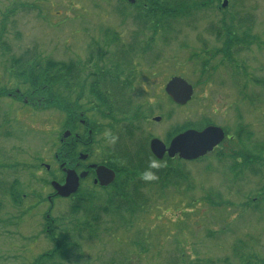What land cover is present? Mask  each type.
I'll list each match as a JSON object with an SVG mask.
<instances>
[{
  "label": "rangeland",
  "instance_id": "374dc122",
  "mask_svg": "<svg viewBox=\"0 0 264 264\" xmlns=\"http://www.w3.org/2000/svg\"><path fill=\"white\" fill-rule=\"evenodd\" d=\"M227 1L225 9L219 10L222 0H216L210 8H201L194 19L176 25L175 31L164 35L166 42L157 40L148 58L140 54L141 49L137 51L134 67L143 74L138 73L136 95L152 115L142 124L144 132L129 140L117 138L114 131H121V124L113 122L116 130H111L110 121L91 111L90 73L112 66L124 46L132 43L138 29L132 18L136 8H129L124 0H0V264H36L53 249L44 233L47 221L57 219L61 230L67 222L72 230L74 222L72 200L53 197L51 187L56 174L54 154L61 148L62 135L73 132L69 128L73 123L65 112L46 107L47 99L40 92L33 93L35 102L26 98L34 91L12 69L22 57L37 58L34 63L38 64L52 60L84 66L94 58L93 69L84 67L82 80L74 83L71 94L63 87L51 93H62V89L72 104L83 94L79 113L84 112L88 124L107 125L92 134L97 159L109 152L108 146L119 144L136 165L135 151L146 136L167 144L169 133L185 124L199 126L207 121L231 135L243 126L245 133L242 151L246 157L239 160L242 166L235 161L237 171L232 172L234 161L228 156L238 152V139L225 142L203 161L153 163L165 174L169 168L182 173L187 181L173 173L168 180L178 181L177 185H137L141 198L135 199L136 206L142 207L136 214L125 212L122 219L103 214L97 236L77 232L72 258H58V264H264V159L255 151L264 144V0ZM121 9L125 14H120ZM234 15L236 21L251 17L249 47H232L231 60L222 53L211 58L227 45L224 36L218 39L210 30L211 25L223 24L225 16L224 23L229 24ZM194 54L199 58H193ZM156 55L158 60L151 59ZM204 63L209 68L206 75ZM179 76L194 87L193 100L183 108L172 105L164 94L166 84ZM17 91L16 100L8 98V93ZM155 117H161V122H154ZM78 125L76 131L83 134ZM87 137L85 132L83 138ZM220 154L226 158L218 160ZM15 181L24 197L21 205L5 194ZM93 190L98 209L106 202V192ZM240 243L236 257L235 246Z\"/></svg>",
  "mask_w": 264,
  "mask_h": 264
},
{
  "label": "trees",
  "instance_id": "16d2710c",
  "mask_svg": "<svg viewBox=\"0 0 264 264\" xmlns=\"http://www.w3.org/2000/svg\"><path fill=\"white\" fill-rule=\"evenodd\" d=\"M124 1L125 4H128L129 8H136L137 12L132 18L138 26V29L133 35L132 43L124 46V49L120 51L117 60L114 62L112 61V66H106L102 69L99 68L97 71L90 73V77L92 78L90 92L92 102L90 104L93 106L91 111L96 112L97 116L102 118V120L111 122L109 126L111 130H116L115 127L112 128V126H114L113 122L121 124V131L120 128L117 129V131H114L119 132V139L127 138L133 140L144 132L142 124L150 115H152L151 110L146 112V110H148V107L146 106L147 104H141L138 102V97L136 95L135 82L139 76L138 73L143 74V71L137 72L134 67V59L138 53L137 51L141 49L140 54L145 58H148L150 56L149 52L154 50L158 39L166 42L167 39L164 35L167 36L168 33L175 31L176 25H183L181 23H186L189 19H194V16L201 8H210L212 3L216 0H136L135 5H130L127 0ZM217 1L221 2V0ZM225 17L221 20L223 21V24H218V26H216L218 28L214 25H211L212 27H210V30L215 33L218 39H221L222 36H224L225 42L227 43L224 49H219L214 54H211V58L222 53L221 55L225 60H231L233 58V55H231L232 47L236 45L237 48L246 45L249 47L252 20L251 17L248 16L241 17L236 21V16L234 15L230 17L229 24H226L224 23L226 21ZM242 29L245 30V33L241 31ZM237 31L243 33L238 34ZM159 57L160 55H156L151 57V59L158 60ZM193 58L197 59L198 55L194 54ZM36 59L37 58L29 59L22 57V59L16 61L14 66H12V69H17V72L14 73L23 80V83L25 82V84L29 85H25L26 88L28 86V88L34 91L33 93L40 92L41 95L45 96V99H47L46 107H53L54 109L65 112L70 116V121L72 120L73 123V121L77 120V115L79 114L78 110L82 109L80 103L84 100V95L82 94L76 97V104L70 103L66 97L69 96L67 94H71V91L76 89L74 83L82 80L81 76L83 69H86L84 67H92L93 61L89 59L84 66L81 62L66 65L63 63H55L52 60H47L46 63L41 62L38 64L34 63ZM202 68L204 75L208 74L209 68L207 63H204ZM58 87H63L67 94L60 89L62 93L58 91L56 95H52L51 92ZM29 92L31 91L29 90ZM241 94L245 100L248 99V95L244 94L243 91H241ZM166 98L168 99V97ZM168 101L172 104L170 99H168ZM91 123L95 125V127L92 125L90 126L91 128L93 127V134L95 131L99 132L107 127V125L104 123L101 124L99 121H96L95 123L90 122V124ZM208 123L209 122L206 121L205 124L199 126L203 128L208 125ZM194 127L193 124L179 126L169 133V137L172 138L183 130ZM69 128L73 133L76 132L73 125ZM243 130L242 126L237 133V139L240 143V148L237 152L238 154L233 151L228 156L234 161L232 172L237 171L235 161H238L237 167L242 166V162H239V160H245L244 157H246L242 151L244 146L243 136H245ZM151 138V135L146 136V138H144V144H138L135 151L137 158L136 165L131 163V167L126 168L125 170L122 167L117 168L121 173H128L129 182L126 185L127 187L119 184L117 189L113 191L106 205L97 209L94 206V199L96 196H94L93 193L86 194V192H80L76 195V200L73 201L70 206V216L74 219L72 230L69 227V222L62 224L63 229L61 230L59 229L57 219L47 221L44 233L53 244V249L51 252L44 254L36 264H58L56 260L58 258L65 259V257L67 260H70L72 258V240L76 233H86L89 238L96 237L97 227L101 223V216L103 214L117 215L121 219L124 218L123 214L125 212L130 216H134L136 211L142 207L139 205L136 206L135 200L141 198L139 196L140 187H136L138 184L136 183V178L138 176L141 175L145 178L146 175H151L154 177L151 179L145 178L143 184L147 186H153L159 183L162 185V188H165L167 185H177L176 183H179L178 181L170 182V180H168L171 174H178L177 172H173L171 168H169L168 173L165 174L161 169H157V167L150 168L151 165L149 166L147 164L149 161H156L147 146V143ZM248 139H251V134H249ZM145 145L147 148L143 150ZM119 147L121 146L119 145ZM121 149L123 148L121 147ZM255 151L258 153L257 157L262 161L264 159V156L262 157V155H264V144L258 146ZM75 156L76 153H73L69 157L74 159ZM225 158V154L217 155L218 160H223ZM172 163V160H167L168 165L171 166ZM178 178L182 182L187 181V177L182 173L178 174ZM131 182H134L135 186L133 185L132 187ZM166 182L168 184H166ZM143 184H140L139 186H142ZM128 186L136 188L130 190L131 188L129 189ZM261 190L264 194V186H262ZM137 192L139 193L136 194ZM5 194L10 198L13 204H22L23 196L19 191L18 181H15L8 190L6 189ZM144 205L147 204L144 203L143 206ZM242 245L243 243H240L235 246L234 253L236 257L240 254ZM249 264H251L250 261Z\"/></svg>",
  "mask_w": 264,
  "mask_h": 264
},
{
  "label": "water",
  "instance_id": "95a60500",
  "mask_svg": "<svg viewBox=\"0 0 264 264\" xmlns=\"http://www.w3.org/2000/svg\"><path fill=\"white\" fill-rule=\"evenodd\" d=\"M134 2V0H129ZM228 6V1L223 2L222 8ZM166 94L178 106H186L193 98L194 88L183 78L174 77L165 87ZM160 122L161 118L154 119ZM71 133L68 131L64 134V139L68 138ZM225 139L224 131L216 126H209L203 130H187L179 134L167 146L159 139H153L150 142V151L157 160H163L166 156L170 159L179 157L187 162L197 161L209 153L213 152ZM85 158L81 156V159ZM97 181L101 186H109L115 180V173L106 167H97ZM49 169V168H48ZM86 174L78 175L73 170L66 171L65 183H52L56 194L61 198H69L76 194L80 187V179L85 178Z\"/></svg>",
  "mask_w": 264,
  "mask_h": 264
},
{
  "label": "flooded vegetation",
  "instance_id": "af4514ba",
  "mask_svg": "<svg viewBox=\"0 0 264 264\" xmlns=\"http://www.w3.org/2000/svg\"><path fill=\"white\" fill-rule=\"evenodd\" d=\"M4 92L5 91L3 90L1 91L2 94ZM17 94H19L18 91L14 95L12 93H8V98L16 100ZM28 96L29 97H26L27 99L29 98L31 99L32 102H35L34 100L35 95H33V92L28 94ZM37 97H39L38 94H37ZM26 102H29V101L26 100ZM78 118L76 121H73V126L75 127V129L78 130V127H79L78 124H80V127H83L84 129L83 134H80L79 132L75 130L76 132H74V134L71 132L72 135L68 139H63V137H61V140L59 142L61 148H59V151H57L54 154V159L56 161V170H55L56 174L53 177V182H57L63 185L66 179V171L68 170H73L78 175L86 174L85 178L80 179V187H79L78 193L86 192V194H90L92 192H95L93 190V187L100 188L101 190L106 192L107 197L104 196L106 198V202L103 204V205H106V203L110 199V193L111 192L113 193V191L117 189L119 184H122L124 187H127L126 185L129 182L128 173H125V174L121 173V171H118L117 168L122 167L125 170L126 168L131 167V161L128 158V154L126 153V151L124 149H121L119 145L115 147L116 144L115 145L113 144L112 146H108L110 148L109 152L103 153L102 158L97 159L94 154V149H93L94 147L93 145L94 138L92 137L93 128L90 127V123L89 124L87 123L88 120L87 119L85 120L83 111L79 113ZM85 132H87V136H88L87 138H83V135L85 134ZM116 133H117V138H118L119 132H116ZM226 135H227V140L235 141L237 139L236 136L231 135L229 133H227ZM72 138L74 141L71 140ZM110 138L111 140H113V142L116 141L114 140L116 138L114 133H111ZM221 148L222 146H219L215 149V151L221 150ZM73 153L74 154L76 153V156L74 157V159H71L69 156H71ZM81 156L85 158L81 159ZM93 166H97V167L103 166V167H106L114 171L116 175L114 183H112L110 186L103 187L100 185L99 182H96L97 181V168H94ZM133 185H134V182H131L132 187ZM128 188L130 189L131 187L128 186ZM53 197L58 198L54 195ZM74 198L75 196H72L68 200H73Z\"/></svg>",
  "mask_w": 264,
  "mask_h": 264
},
{
  "label": "clouds",
  "instance_id": "9594fccd",
  "mask_svg": "<svg viewBox=\"0 0 264 264\" xmlns=\"http://www.w3.org/2000/svg\"><path fill=\"white\" fill-rule=\"evenodd\" d=\"M145 178L146 179H151V178H154V177H152L151 175H146Z\"/></svg>",
  "mask_w": 264,
  "mask_h": 264
}]
</instances>
